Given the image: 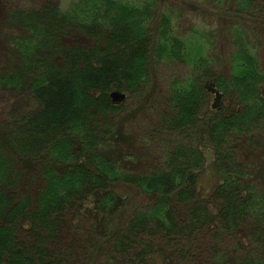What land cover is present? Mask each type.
Wrapping results in <instances>:
<instances>
[{
	"label": "trees",
	"instance_id": "trees-1",
	"mask_svg": "<svg viewBox=\"0 0 264 264\" xmlns=\"http://www.w3.org/2000/svg\"><path fill=\"white\" fill-rule=\"evenodd\" d=\"M0 264H264V0H0Z\"/></svg>",
	"mask_w": 264,
	"mask_h": 264
},
{
	"label": "rangeland",
	"instance_id": "rangeland-1",
	"mask_svg": "<svg viewBox=\"0 0 264 264\" xmlns=\"http://www.w3.org/2000/svg\"><path fill=\"white\" fill-rule=\"evenodd\" d=\"M71 1L72 0H60V3L64 7V6H67ZM184 10L188 11L187 9H184ZM193 13H188L187 14L188 18L187 19H189L191 21H199V22H200V18L203 19V15H201V14L198 15L195 12H193ZM191 17H192V19H191ZM162 73H164V71ZM210 100H211V104H213L214 95L211 96ZM124 101H126V99ZM132 102L133 101H129V103H126L127 104L126 105L127 106V110H126L125 114L122 115V117H121V121H122L121 128H122V131L131 134V140L133 139V134L134 135L136 134L137 127L140 126L139 123L143 119L142 113H139L138 107L135 106ZM205 180L207 181V177L202 180V183H204Z\"/></svg>",
	"mask_w": 264,
	"mask_h": 264
},
{
	"label": "water",
	"instance_id": "water-1",
	"mask_svg": "<svg viewBox=\"0 0 264 264\" xmlns=\"http://www.w3.org/2000/svg\"><path fill=\"white\" fill-rule=\"evenodd\" d=\"M207 89L214 95L213 107L218 109L222 105V94L211 84L207 85ZM110 97L117 103L123 102L126 99V95L118 90L111 92Z\"/></svg>",
	"mask_w": 264,
	"mask_h": 264
}]
</instances>
